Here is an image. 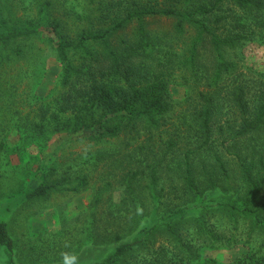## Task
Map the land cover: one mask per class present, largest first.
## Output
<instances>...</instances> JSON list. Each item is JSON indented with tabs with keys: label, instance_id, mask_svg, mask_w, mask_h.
I'll return each mask as SVG.
<instances>
[{
	"label": "trees",
	"instance_id": "obj_1",
	"mask_svg": "<svg viewBox=\"0 0 264 264\" xmlns=\"http://www.w3.org/2000/svg\"><path fill=\"white\" fill-rule=\"evenodd\" d=\"M224 5L226 13H222ZM87 8L74 14L82 27L72 35L50 0L40 3L36 17L27 22L0 20V44L41 37L54 49L61 67V92L46 105L41 120L24 126V144L39 140L48 128L92 140L95 148L77 158L82 169L72 187L76 194L88 188L91 172L101 165L109 163L123 173L118 212L124 214L113 216V222L118 219L126 241L115 245L103 260L86 264H130L129 259L152 250L158 234L173 246L169 259L196 261L197 249L178 234L190 224L192 207V201L182 197L224 188L219 182L230 181L220 149L241 140L254 142L234 158L247 190L242 206L226 207L231 215H255L261 222L264 157L256 150L264 149V89L252 92L254 87L243 80L229 53L252 38L251 27L264 29V0H98ZM155 18L173 20L172 28L152 33L147 20ZM130 24H135L134 40L123 38L120 45L112 46L110 39ZM172 84L188 87L176 104L168 93ZM118 145L121 148L116 150ZM173 159H178L176 179L185 192L172 209L161 210L159 170ZM198 170L206 177V190L197 184ZM67 179L43 181L24 197L47 198ZM100 200L101 191L95 194L93 207ZM209 203L217 208L225 205ZM153 205L164 212L149 220L147 206ZM0 244L10 252L14 248L9 226L1 220ZM164 250L159 248L152 260L139 264H170L158 260L165 256Z\"/></svg>",
	"mask_w": 264,
	"mask_h": 264
},
{
	"label": "rangeland",
	"instance_id": "obj_2",
	"mask_svg": "<svg viewBox=\"0 0 264 264\" xmlns=\"http://www.w3.org/2000/svg\"><path fill=\"white\" fill-rule=\"evenodd\" d=\"M44 1L0 0V20L24 23L34 19L39 4ZM50 1L55 15L66 23L65 30L72 35L78 27H82L74 14L82 13L81 9L87 11L88 5L98 0ZM222 11L228 12L227 5L222 6ZM147 22L148 29L154 34L166 32L174 23L173 20L158 18ZM242 22L248 21L244 19ZM249 31L254 32L252 38L242 42L229 56L237 64L243 80L254 87L253 92L259 87L264 89V29L251 27ZM134 36L135 24H130L116 33L110 43L118 46L121 39L131 42ZM60 76L61 67L56 53L45 39L36 37L8 46L0 44V220L8 224L14 242L11 252L0 244V264L95 263L112 252L115 245L126 241L123 238L126 231L121 229L122 225L117 227L118 219L117 224L113 222V216L124 214L123 211V214L118 212L122 207L119 201L124 189L120 168L109 163L101 165L91 172L88 188L84 192L76 194L72 191L75 177L82 169L77 158L95 148L92 140L83 134H57L50 128L30 145L26 146L25 140H21L25 135L24 126L30 121L41 120L46 105L58 98ZM168 93L176 104L186 96L188 87L172 84ZM253 144L241 140L238 145L226 144L220 149L219 158L226 165L230 181L228 184L219 182L224 188L206 190V177L196 171L197 184L206 190L197 197L183 196L185 190L178 184L175 173L178 159L168 161V158L166 167L159 170L158 189L161 192L158 193L162 200L159 206L161 210L172 209L173 204L180 201V196L183 200L192 201V207L188 209L191 210L190 224L181 228L178 234L197 249L199 258L189 262L169 259L173 246L166 242L163 234H158L152 250L138 255L136 259H129V263H146L163 247L165 256L158 260L172 264H264V213L261 222H258L255 215L243 216L235 212L231 215L226 207L243 205L247 188L238 174L234 158L236 153L247 152L248 146ZM256 151L264 157V149L261 152L257 148ZM210 162H213L212 159L207 164H212ZM62 176L68 177L66 184L47 198L27 200L24 197L25 192L43 181H55ZM107 183L111 184L110 188ZM146 183L145 180L143 184ZM100 191L101 200L93 207L95 194L99 195ZM210 200L225 205L217 208L214 203H209ZM259 200L264 201V185ZM147 208L149 220L164 212L157 210L155 205ZM149 220L144 219L146 223ZM99 237L101 241H98ZM139 256L141 259H138Z\"/></svg>",
	"mask_w": 264,
	"mask_h": 264
}]
</instances>
